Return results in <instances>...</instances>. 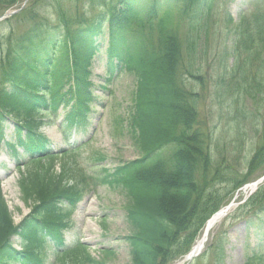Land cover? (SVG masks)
I'll list each match as a JSON object with an SVG mask.
<instances>
[{"label":"trees","instance_id":"obj_1","mask_svg":"<svg viewBox=\"0 0 264 264\" xmlns=\"http://www.w3.org/2000/svg\"><path fill=\"white\" fill-rule=\"evenodd\" d=\"M154 1L152 10L155 9L160 22L168 19L167 15L175 10L184 17L189 26L197 28L207 24L214 9L212 0ZM117 2L119 5L114 7L110 30L113 32L120 29V46H124L122 27L128 22V17L135 14V8L132 6L133 0ZM102 34V24L89 27L86 31H73L61 45V51L58 50L63 53V61L61 55L54 51L55 43L48 45L44 52L28 39L20 41V47H12L11 50L16 55L8 57L0 78L1 119L7 114L19 113L21 109L18 104H23L24 108H29L30 104L41 105L54 112L60 105L68 108L73 99V91L63 94L61 87L72 79L70 62L73 63L78 87L87 85L92 60L100 49ZM263 34V30L259 31L258 37ZM200 35L201 31L196 30L193 45H188L193 55V58L187 55L191 65L193 62L200 63L202 59L199 44L204 37ZM163 38L167 42L165 48L169 51L158 56L159 53H149L147 47L143 46L142 56L138 59L139 69H134L140 86L133 133L143 158L124 165L114 174H106L101 179L103 184L117 186L129 198L134 199V204L128 208L129 220L137 233L128 239L132 248L131 264H172L189 253L198 232L195 226L198 220L201 221L199 216L196 217L197 212L201 211L206 197L211 207L214 199L213 194H205L206 188L210 187L208 177L213 167V154L198 120L197 94L184 88V80L180 85L182 41L174 34ZM118 45L119 41L113 43L114 51ZM191 59H194L193 62ZM188 73L190 77H196L192 71ZM51 84L54 86H50ZM257 85L264 87L262 81ZM27 112L24 126L18 130L20 136L24 130L27 131L28 141L22 138L18 140L27 146L33 141L32 151L44 153L45 142L36 134L41 122H37V116H30L32 111ZM36 112L37 109L35 114ZM88 113V102L80 99L68 114L67 122L84 123ZM255 152L250 162L251 172L264 167V139ZM42 157L39 156V159ZM43 171L39 167L35 177H30L23 183L26 198L39 204L32 217L19 227L14 226L0 194V264H10L19 256L13 247V236L24 239L23 252L20 255L24 260L23 264H42L39 255L43 242L39 246L38 243L34 244L39 235V228L34 222L43 219L48 228L47 233L52 234L55 225L59 226L60 223L59 206L62 202L77 201L83 194L78 189L82 183L79 175L73 176L75 184L70 188L64 185L63 176L53 179L52 172H47L44 176ZM238 186L239 184L236 187ZM227 199L228 197L221 204ZM262 203L264 190L251 201V205Z\"/></svg>","mask_w":264,"mask_h":264},{"label":"rangeland","instance_id":"obj_2","mask_svg":"<svg viewBox=\"0 0 264 264\" xmlns=\"http://www.w3.org/2000/svg\"><path fill=\"white\" fill-rule=\"evenodd\" d=\"M34 1L37 3L35 8L39 9L41 16H46L47 20L51 22H60L57 13L53 11L52 15H50L51 10L46 9L48 6L52 7V3L58 6L59 14L65 12L67 18L73 20L81 17L96 19L98 15L105 12L103 8L95 7V9H92L88 7L86 0L80 2H73L72 0H44L40 2L39 0H32L31 2ZM221 1L224 3L221 13L224 23L230 15L234 24H231V33L218 46H216V41L214 44L211 41L208 42L206 46L207 55L200 67V76L206 82L204 86H198L197 89L200 90L202 97L200 107L202 117H207L205 131L210 135L214 133L219 143L214 153L216 160L220 163L230 162L228 172L235 170L236 174L242 175L245 168L244 159L252 156V151L256 144V141L251 139L254 135L251 128L254 124L252 118L255 116L256 104L252 99H244L240 93L243 92L246 81L259 78L257 73L261 67H264V64L252 66L253 60L252 55H250L246 62L247 66H245L243 60L246 56L242 52V48L238 49L234 41L239 38L237 24L239 18L245 17L244 24L240 25L241 31L254 32L257 26V18L264 16V0ZM215 14L216 22L214 25L216 27L221 17L219 8L215 11ZM226 40L228 41L226 42ZM225 42L226 44L224 45ZM223 45L227 56L225 62H222L221 57L222 51H224ZM235 50H237V53L234 57L233 51ZM262 55V58H264V52ZM234 60L237 61L238 69L231 76L235 77L236 81L233 80L232 85L224 86L219 76L226 78L227 82L230 80L228 74L232 70L230 65ZM222 64L228 68V76L225 74ZM239 66L248 74L249 78L247 80L243 77V72L239 70ZM105 77L103 64L101 68L98 62L93 70L91 82L96 87H99V85L103 84ZM200 83L202 82L200 81ZM136 85L135 75L121 73L110 84L106 92H94L100 97L99 105L101 107L98 110L96 109L98 114L86 131L83 129L78 131L64 130L58 122L57 125L48 127L46 133L53 139L54 150L66 149V152L72 151L68 155L67 160L76 162L79 167L86 168L91 172L100 170L101 167H98L99 164L95 163L97 162L95 158L102 155L107 157L103 166L110 169H114V167L124 162L134 161L139 158L140 153L134 145L128 126L129 114L134 105L133 92L136 89ZM230 96H234L235 103H232ZM232 110H234L235 114L230 113ZM252 112H254L253 115ZM241 114H245L247 118L242 119L240 125H238L242 132L240 139L236 132H232L231 128L233 126L229 125L228 122L232 118L240 119ZM248 125V133L244 136L243 129ZM80 139L86 141L87 144L85 146L81 145L82 147L80 148L72 147L74 145L73 142ZM90 140L91 142L88 144ZM234 149H236L235 153H239V156L234 155ZM4 161H7L9 171L15 168L8 160V156L4 152H0V162ZM58 168L59 165L57 166ZM6 175L3 179L6 178ZM222 185L217 186L221 187ZM4 195H6V201L14 216L15 223L19 224L29 214L30 208L24 205L18 186L7 189ZM243 195H236L235 208L244 203L246 196H249V190L244 189ZM126 205L125 197L117 191L112 192L105 187L97 189L96 195L93 194L86 197L76 212L73 213L71 218L73 228L65 234L67 244L79 242L82 245H87L91 256L99 263H132L130 245L125 241L127 235L131 234L127 223V212L124 210ZM230 213L233 214L234 209ZM230 213L214 228L215 235L222 233L227 237L226 251L224 256L221 255V264H245L247 250L249 252L253 251L252 248H256L259 252L252 264H264V255H262L264 254V234L262 230L250 228L251 226L246 220L236 218L238 214L241 215V212H237L234 215H230ZM102 222L105 223V227ZM15 243L18 245L20 243L19 239H16ZM107 251L110 252L106 255L105 252ZM259 256L261 257L260 259H258ZM45 258L46 264H60L58 262L59 257H56L51 250L46 251ZM200 264H218V261L214 260L211 255H207Z\"/></svg>","mask_w":264,"mask_h":264},{"label":"bare ground","instance_id":"obj_3","mask_svg":"<svg viewBox=\"0 0 264 264\" xmlns=\"http://www.w3.org/2000/svg\"><path fill=\"white\" fill-rule=\"evenodd\" d=\"M222 219H220V220H216L214 223H213V225H212V227H211V230L213 229V227L218 223V222H220Z\"/></svg>","mask_w":264,"mask_h":264}]
</instances>
